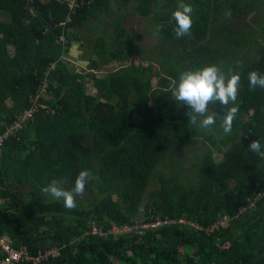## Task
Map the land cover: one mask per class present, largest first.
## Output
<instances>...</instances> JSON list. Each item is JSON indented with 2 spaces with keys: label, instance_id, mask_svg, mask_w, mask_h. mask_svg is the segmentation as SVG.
<instances>
[{
  "label": "trees",
  "instance_id": "1",
  "mask_svg": "<svg viewBox=\"0 0 264 264\" xmlns=\"http://www.w3.org/2000/svg\"><path fill=\"white\" fill-rule=\"evenodd\" d=\"M180 2L193 7V25L177 39L172 13ZM78 3L67 23L65 0H0V137L35 110L0 152V237L31 257L61 250L41 264H264V155L248 151L254 140L264 144V89L250 90L248 80L251 71L264 74V0ZM129 13L149 25L151 48L123 26ZM82 32L99 37L77 73L61 57L83 42ZM112 64L122 66L95 75ZM210 65L240 74L230 135L220 128L227 108L210 106L220 115L202 129L172 98L182 72ZM82 170L94 179L74 210L41 192L53 179L73 189ZM171 219L188 227L86 234Z\"/></svg>",
  "mask_w": 264,
  "mask_h": 264
},
{
  "label": "clouds",
  "instance_id": "2",
  "mask_svg": "<svg viewBox=\"0 0 264 264\" xmlns=\"http://www.w3.org/2000/svg\"><path fill=\"white\" fill-rule=\"evenodd\" d=\"M193 11L190 4L183 2L177 4V10L172 13V18L176 22L173 31L177 39L190 34L193 25ZM163 27V25H157V33L162 31ZM56 65L55 63L50 67L48 75L55 71ZM53 66L54 70H52ZM248 80L250 90H255L257 87L264 89V74L251 71L248 74ZM239 87L240 74L238 72L230 71L225 74L218 66L210 65L202 69L182 72L178 77V83L174 82L171 94L174 102L188 106L189 111L186 114L189 117V123L199 125L202 129L212 128L217 116L220 115L214 109L210 110V106L218 104L222 108H227V111L220 115V128L225 135H230L238 108L228 106L236 103ZM248 151L264 155V144L260 140H254L249 144ZM92 179L94 177L89 170H82L75 179L73 189L66 190L62 187L60 180L53 179L41 189V192L45 196L62 201L63 206L71 211L77 206L75 197L84 194L87 183Z\"/></svg>",
  "mask_w": 264,
  "mask_h": 264
},
{
  "label": "built area",
  "instance_id": "3",
  "mask_svg": "<svg viewBox=\"0 0 264 264\" xmlns=\"http://www.w3.org/2000/svg\"><path fill=\"white\" fill-rule=\"evenodd\" d=\"M57 1V0H56ZM65 2L68 5V10H69V16L67 18V23H70L72 21L71 16L75 15L77 12V9L79 8V3L78 0H65ZM60 44L66 46L68 42L64 37L60 38ZM69 51V48L64 49V54H67ZM55 67H52V70H54ZM48 75V74H47ZM43 93L47 95V90H48V85L47 81L43 83ZM43 93H38L35 101L39 100L40 97H42ZM35 110H32L30 112H27L26 114L22 115L21 118L8 130V132L0 137V152L4 148L6 141L8 138L14 136L19 129L23 128V124L32 121L33 115H34ZM188 222L186 220H157L153 224H145V225H127L122 228L119 227H114L111 230L104 231L100 228L93 227L88 230L86 233L87 235H92L94 237H99V238H109V237H114V238H119L123 237L125 235H129L133 232H136L138 235L142 236L146 231H152L164 227H172V226H180V227H188L187 226ZM0 247L2 251L6 254V258L4 260H0V264H21V263H32V264H41L44 261H47L49 259H55L58 258L61 254L60 249H50L44 253H39L37 257H31L26 253V249H23L21 251H16L14 250L11 245L9 240L6 237H0Z\"/></svg>",
  "mask_w": 264,
  "mask_h": 264
},
{
  "label": "rangeland",
  "instance_id": "4",
  "mask_svg": "<svg viewBox=\"0 0 264 264\" xmlns=\"http://www.w3.org/2000/svg\"><path fill=\"white\" fill-rule=\"evenodd\" d=\"M115 14H118L119 12L117 10H114ZM113 19L114 17H110L109 18V23L113 24ZM251 21L252 19H250V21H248L247 23L251 25ZM123 26L126 27L129 32H131V34L133 36H141L143 37V41L140 43L141 46H143L145 49H149L152 47V45H155L156 41L154 36H152L150 34V27L149 25H144L143 23H141V20L136 18L134 16H132L130 13L126 15L125 19H123ZM85 32H82V40L83 42L79 43V44H75V48L80 52V56H75V59H72L70 57V53L72 50V46L69 48V51L67 54H65V56L62 58V61H66L67 63H70L72 65V67L78 72H81L82 70H85L84 66H81V64L83 65V63H87L88 65V61H87V57H85V53L86 55L88 54H92V51H90V49H86L88 47V45L93 42H95L97 40V38L99 37V34H83ZM64 54V50L62 49V55ZM81 63V64H80ZM130 64H141L142 61L138 58H132L129 62ZM122 65H117V64H112L110 65L107 69L106 72H101L99 74H95L97 75L98 78L100 79H104L106 77V73L108 72H115L117 70H119L121 68ZM87 94L89 96H93L95 97L97 95V91L93 88V83L88 84L87 85ZM187 155V159L193 156V152L191 151H187L186 152ZM181 157V155H180ZM188 167V164H187ZM85 200V199H83Z\"/></svg>",
  "mask_w": 264,
  "mask_h": 264
},
{
  "label": "crops",
  "instance_id": "5",
  "mask_svg": "<svg viewBox=\"0 0 264 264\" xmlns=\"http://www.w3.org/2000/svg\"><path fill=\"white\" fill-rule=\"evenodd\" d=\"M75 56H80V52L75 48V45L72 44V50H71V53H70V57L72 59H75L76 60V57Z\"/></svg>",
  "mask_w": 264,
  "mask_h": 264
},
{
  "label": "water",
  "instance_id": "6",
  "mask_svg": "<svg viewBox=\"0 0 264 264\" xmlns=\"http://www.w3.org/2000/svg\"><path fill=\"white\" fill-rule=\"evenodd\" d=\"M81 66L87 67L88 65H87V63H83V65L81 64Z\"/></svg>",
  "mask_w": 264,
  "mask_h": 264
}]
</instances>
